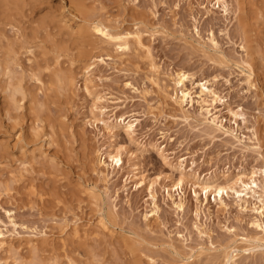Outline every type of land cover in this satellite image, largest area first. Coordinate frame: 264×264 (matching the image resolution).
Returning a JSON list of instances; mask_svg holds the SVG:
<instances>
[{"label": "rangeland", "instance_id": "374dc122", "mask_svg": "<svg viewBox=\"0 0 264 264\" xmlns=\"http://www.w3.org/2000/svg\"><path fill=\"white\" fill-rule=\"evenodd\" d=\"M10 1L0 264H264V0Z\"/></svg>", "mask_w": 264, "mask_h": 264}, {"label": "bare ground", "instance_id": "6f19581e", "mask_svg": "<svg viewBox=\"0 0 264 264\" xmlns=\"http://www.w3.org/2000/svg\"><path fill=\"white\" fill-rule=\"evenodd\" d=\"M7 1V0H6ZM19 1H22V0H19ZM29 1H31V2H29V4L31 5V3L34 1H32V0H29ZM11 3V5H10V8H8V9H12L11 11H13L14 9H16V8H18L17 7V5H18V1L17 0H11L10 1ZM17 3V5H16V3ZM23 2V1H22ZM34 2H36V0L34 1ZM8 3V2H7ZM15 3V4H14ZM23 4H25V2L24 3H22V4H20L21 5V7H22V10H23V7H25ZM33 4V3H32ZM35 5H36V3H34ZM16 5V6H15ZM20 5H18L19 7H20ZM7 6H9L8 4H7ZM11 6H14V9L13 8H11ZM27 9V8H26ZM18 10V9H17ZM10 11V10H9ZM19 11H20V9H19ZM19 11H17V12H19ZM14 12H15V10H14ZM16 12V14H18ZM7 13V12H6ZM9 14H10V12H9ZM14 14V13H13ZM20 15H21V13H20ZM12 16V15H11ZM16 17L15 18H17V16L18 15H15ZM14 18V19H15ZM98 31L99 32H101V34H103L106 38H107V40L108 41H111V42H114V43H116L119 47H121V48H123V49H127L128 48V44H129V41H127V38L128 37H126V34L125 35H123L122 33H110V32H107V31H104L103 29H98ZM2 59L0 58V65H1V63H3L2 61H1ZM5 61V60H4ZM4 66H5V64H4ZM1 67V66H0ZM2 67H3V65H2ZM187 79V75L186 74H182L178 79H176L175 80V84L177 85V86H180V85H183L184 84V81ZM180 90V89H179ZM177 92H178V90H177ZM181 94H182V99H181V102L183 103V102H185L186 101V99H187V96H189V93H185L183 90H182V92H181ZM177 99V98H176ZM181 103V104H182ZM133 123H131L128 127H133ZM120 152V151H119ZM119 152H116L115 154H111V153H108L107 154V156L109 157V159L110 160H112V161H115V162H117L118 164H120L121 163V161H122V154L121 153H119ZM225 186H220V185H217V188L216 189H218V192L219 193H221L225 188H224ZM210 189V188H209ZM216 191V190H215ZM263 207H264V204H263ZM264 236V235H263ZM262 239H264V237H261ZM260 238V239H261ZM231 259H232V257H227V260H226V262H225V264H232L233 262L231 261Z\"/></svg>", "mask_w": 264, "mask_h": 264}]
</instances>
